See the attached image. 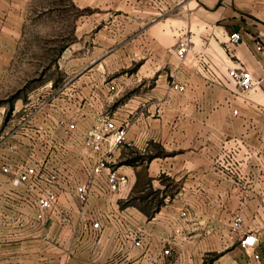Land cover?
I'll return each mask as SVG.
<instances>
[{
	"label": "crops",
	"instance_id": "1",
	"mask_svg": "<svg viewBox=\"0 0 264 264\" xmlns=\"http://www.w3.org/2000/svg\"><path fill=\"white\" fill-rule=\"evenodd\" d=\"M129 1L156 5L159 15L152 19L157 20L154 27L164 30L168 21L171 32H141L154 48L144 52L140 47L135 70L110 93L104 108L74 119L79 132L103 111H109L117 123H126V142L111 154L109 164L126 172L129 184L112 193L93 194L83 203L74 186L87 179L93 153L79 138L77 144L82 146L72 167H67L60 149L68 136L60 120L69 121L58 110L62 95L54 96L48 102L51 106L34 111L30 110L34 98L16 96L10 106L9 132L0 93V261L4 264H132L136 258L143 264H163L167 257L163 246L175 240H199L206 251L217 250L219 257L228 258L232 254L226 238L222 239L221 229L211 230V219L205 215L206 206L210 212L206 199L220 198L217 212L224 221L229 210L226 198L264 197V22L255 19V32L243 29V18L230 0ZM141 20L147 26L148 17ZM231 29L241 32L233 50L226 46ZM183 34L191 43L181 58L176 46ZM237 61L256 78L247 91L239 90L230 73ZM4 71L0 51V86ZM173 81L184 88L173 86ZM115 101L119 103L112 106ZM47 131L54 134L53 139L37 136ZM150 140L158 141L164 151L154 152L148 146ZM24 150H33L35 156ZM3 164L8 165L7 171ZM42 165L55 173L58 200L39 216L36 200L45 179L14 183L13 178L26 166ZM163 175L170 176L177 187L160 193L162 202L148 219L145 210L130 203L134 186L146 177L152 185L163 187ZM197 211L203 214L199 218L194 215ZM135 217L142 218L144 227L156 230L153 243L161 244L138 257L130 239L116 236ZM93 218L99 220V230L92 227ZM256 236V245L244 248L246 254L236 255L235 263L252 264L260 258L254 252L264 251V227ZM117 244L123 252L116 259Z\"/></svg>",
	"mask_w": 264,
	"mask_h": 264
},
{
	"label": "rangeland",
	"instance_id": "2",
	"mask_svg": "<svg viewBox=\"0 0 264 264\" xmlns=\"http://www.w3.org/2000/svg\"><path fill=\"white\" fill-rule=\"evenodd\" d=\"M230 1L243 18V29L255 32V19L264 22V0ZM157 11L154 4L141 6L129 0H0V51L5 62L0 93L4 96L5 130H12L10 106L16 96L34 98L30 104V110L34 111L42 105L51 106L52 98L61 94L62 106L57 108L72 121L76 116H87L92 110L104 108L110 93L120 88L124 77L135 70L141 57L140 47L143 46L144 52L154 48L151 41L140 36L141 32H171L168 21L163 24L164 30L154 27L157 20L152 19L159 15ZM141 16L148 17L147 26ZM183 36L186 35L179 38ZM132 75L135 76V72ZM116 103L119 102L111 105ZM37 136L51 140L54 134L37 132ZM77 141L79 137L67 136V141L60 146L69 168L82 146ZM148 146L156 153L164 151L158 141L150 140ZM24 152L35 156L33 150ZM161 182L163 187H157L144 177L134 186L130 203L145 210L148 219L162 202L160 193H171L177 187V182L168 175L161 176ZM238 199L240 201L226 198L229 210L224 221L219 219L217 212L220 198L206 199L210 212L206 206L205 215L211 219L210 228L213 232L221 229L222 239L226 238L232 256L221 258L217 250L206 251L205 244L199 240L190 243L175 240L163 246V249L169 248L168 252L163 251L167 254L163 264H237L233 258L246 254L241 238L251 232L257 235L260 227H264V197ZM257 206H261L260 209ZM194 215L199 218L203 214L197 211ZM141 224L142 218L135 217L116 233L121 238L131 239L133 235L142 238L143 244L133 250L137 257L161 246L153 243L156 230ZM122 247L116 245V259L122 254ZM136 259L132 264H143ZM252 264H264V251Z\"/></svg>",
	"mask_w": 264,
	"mask_h": 264
},
{
	"label": "built area",
	"instance_id": "3",
	"mask_svg": "<svg viewBox=\"0 0 264 264\" xmlns=\"http://www.w3.org/2000/svg\"><path fill=\"white\" fill-rule=\"evenodd\" d=\"M241 41V32L239 29H231L228 32L226 46L229 50ZM189 40L186 36L179 38L176 46V52L179 57H183L189 50ZM257 46L261 48V44ZM231 75L235 79L236 86L241 91L249 90L255 83L256 78L253 76L242 62L237 61L233 68L230 69ZM173 86L183 89L184 84L173 81ZM60 123L64 126L68 136L75 135L79 137L83 145L93 153L92 159L87 168V179L83 182H77L74 186V193L83 202L89 201L93 194H107L120 190L129 184V175L126 172L119 171L118 168L112 167L109 164L111 154L126 142V123H117L113 115L109 111L101 112L93 123L79 132L74 121L61 119ZM4 170L9 167L6 164L2 165ZM44 165L26 166L18 171L17 176L13 178L14 183H19L22 180L31 178L33 182H38V179H45L46 184L39 188V195L36 204L39 206V216H42L45 209L52 208L58 200V194L54 187L55 173L44 169ZM92 227L99 230L100 223L96 218L92 219ZM135 246H141L143 240L140 236L133 235L130 239ZM258 241L254 233H246L241 238L243 247H252ZM168 252L169 248L163 249ZM254 257L259 258L260 253L254 252ZM0 264H4L0 261Z\"/></svg>",
	"mask_w": 264,
	"mask_h": 264
}]
</instances>
